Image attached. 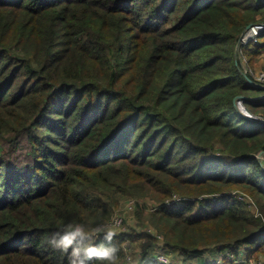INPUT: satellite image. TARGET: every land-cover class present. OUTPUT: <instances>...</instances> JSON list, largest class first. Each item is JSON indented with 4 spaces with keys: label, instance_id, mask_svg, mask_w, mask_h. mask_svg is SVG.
<instances>
[{
    "label": "trees",
    "instance_id": "1",
    "mask_svg": "<svg viewBox=\"0 0 264 264\" xmlns=\"http://www.w3.org/2000/svg\"><path fill=\"white\" fill-rule=\"evenodd\" d=\"M256 23L260 0H0V264L264 254ZM127 199L149 231H100Z\"/></svg>",
    "mask_w": 264,
    "mask_h": 264
},
{
    "label": "rangeland",
    "instance_id": "2",
    "mask_svg": "<svg viewBox=\"0 0 264 264\" xmlns=\"http://www.w3.org/2000/svg\"><path fill=\"white\" fill-rule=\"evenodd\" d=\"M239 44L242 45V43H240V42H239ZM238 60H239V64L241 66L242 71L245 74L249 75V79L251 81H253V83L252 82L251 83L264 87V81L259 80V76L264 72V51L258 55V57L253 61L252 64H249L247 62V58L243 54H239ZM237 107L243 113L249 115V113L246 111L244 105L241 102L237 103ZM258 158L260 160H263L264 155L259 154ZM129 201H133V204H129ZM144 202H146V204L149 206L152 204V202L149 200H144ZM142 203H143V201H142ZM129 205H132V207H130ZM137 205H138V201L135 199H127L125 201H122L120 206L118 207V209L115 210V213H114V214H121L123 216L122 226L120 228H117V229L108 228L105 226L103 231L129 230L130 228L142 229L143 225L139 224V221H138L137 217L135 216ZM144 228H147V227H144ZM147 229L149 231V227ZM82 232H84V234H90V233L94 232V230L92 228H89V229L83 230ZM160 242L162 243V240ZM165 250H166V252H167V254L171 260L170 263H174V264H204V263H207L209 260L213 261L214 258L215 259L217 258V260H214L216 263L223 264L222 261L218 260V258L223 256V255L230 256V258L235 261V264H248V262L250 263L253 261H258L260 259H264V254L259 255L258 258L253 257V258L249 259L246 251H242L240 256H235L229 250H226L225 252H210V251H208V253L205 254V256L202 258L192 259V260L183 262L181 259V256L179 255V252L176 249L174 250L171 248H164L163 246L156 245V246H153L150 248L149 253L147 254V257H146L147 258L146 262L152 263L153 260L155 259L154 254L156 252H163ZM127 252H128L129 257H130V260L129 259L127 260V264H137L141 259V256L143 253V247L141 246L140 242H136V243L131 244L129 246Z\"/></svg>",
    "mask_w": 264,
    "mask_h": 264
},
{
    "label": "built area",
    "instance_id": "3",
    "mask_svg": "<svg viewBox=\"0 0 264 264\" xmlns=\"http://www.w3.org/2000/svg\"><path fill=\"white\" fill-rule=\"evenodd\" d=\"M264 2V0H260ZM264 32V23H256L252 24L250 28H247L245 32L241 35L239 42L242 44H246L250 41H256L257 37ZM240 45V44H239ZM260 81H264V72L259 76ZM261 155H264L263 153ZM261 162L264 164V159L261 160ZM129 204H133V201H129ZM132 207V205H129ZM134 206V205H133ZM123 224V216L121 214H113L110 220H108L104 225L100 227V231L104 229V227L108 228H120ZM154 260L159 261L162 264H169L171 262L166 250L163 252H156L154 254ZM130 260V257L128 256L126 258L127 260ZM127 264V263H124ZM248 264H264V259H260L258 261L248 262Z\"/></svg>",
    "mask_w": 264,
    "mask_h": 264
},
{
    "label": "water",
    "instance_id": "4",
    "mask_svg": "<svg viewBox=\"0 0 264 264\" xmlns=\"http://www.w3.org/2000/svg\"><path fill=\"white\" fill-rule=\"evenodd\" d=\"M252 25V24H251ZM251 25H249L247 28H250L251 27ZM250 82H252L253 83V81H251L250 80ZM238 98H242L241 96H238L237 98H236V100L238 99ZM262 153H264V152H262Z\"/></svg>",
    "mask_w": 264,
    "mask_h": 264
}]
</instances>
